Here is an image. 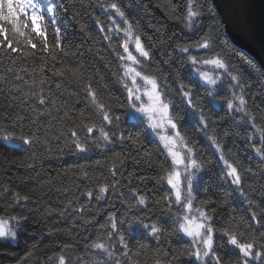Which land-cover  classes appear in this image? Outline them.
Returning a JSON list of instances; mask_svg holds the SVG:
<instances>
[{
	"label": "trees",
	"instance_id": "16d2710c",
	"mask_svg": "<svg viewBox=\"0 0 264 264\" xmlns=\"http://www.w3.org/2000/svg\"><path fill=\"white\" fill-rule=\"evenodd\" d=\"M59 2L67 9L57 12L60 48L55 47L54 26L47 16L42 24L46 29L44 36L31 32L30 24L21 28L24 36H14L11 25L0 21L6 29L0 40L7 36L13 41L11 48L17 49L12 52L6 40L0 45V217L27 218L19 221L21 231L15 243L0 239V264H59L60 256L65 258V264H116L117 261L119 264H155L161 253H167L164 258L167 260L176 256L174 264H202L186 254L181 255L193 247L192 239L178 231L185 209L175 203L173 190L166 181L157 183L159 176L164 174L158 166L163 164L171 170V159L149 132L143 117L137 116L135 120L127 117L128 94L119 79L124 75L123 62L117 55L124 54L120 45L126 37L123 33L108 31L109 17L114 12L107 6L113 2L125 11L133 24L134 34L141 36L145 48L150 51L151 61H144L138 69L157 77L165 99L175 105L171 112L179 119L181 134L189 146H195L194 158L204 165L194 181L193 211L201 208L213 217L214 244L222 264H237L239 250L228 245L221 235L223 229L229 228L230 221L236 224L237 220H244L232 229L240 242L255 238L258 245L264 243L261 239L264 219L260 224L251 220L253 210L257 215L264 210V156L256 151L257 148L264 149L261 139L264 134V120L261 119L264 115V67L260 60L230 41L213 0H196L202 14L194 18L192 28L186 27L183 19L187 0ZM173 5L179 20L170 18ZM97 19L104 25L103 31L96 23ZM23 20L24 17H20V21ZM81 25H84L83 29ZM105 36L111 39H105ZM205 37L210 38V49L194 47ZM26 38L37 47L33 49L26 43ZM45 41L47 52L44 51ZM177 45L188 46L189 52L179 51ZM25 52L29 55L25 56ZM53 52L55 59L51 56ZM216 54L240 77L246 100L244 111L233 112L227 108V101L233 99V91L237 96L241 92L240 88L233 90L227 74H223L224 82L214 97H208L209 86L199 80L188 59L196 56L200 60ZM196 67L210 74L223 73L212 65L198 64ZM57 69L65 75H55ZM69 70L83 73L79 82ZM89 77L99 99L112 105L110 114L119 115L121 119L118 126L105 125L110 135L115 133L110 142L106 144L99 131H95L87 139L88 150L79 152L72 144L69 129L75 128L84 140L87 133L78 127L80 114H84L86 123L100 122L84 86ZM42 78L45 82L40 84ZM57 83L61 85L59 89ZM180 83L193 87L196 100L209 119L207 129L202 128L198 112L186 111L179 94ZM37 88L44 89L43 94L48 97L46 103L41 105L31 96L27 103H22L23 93ZM52 99L56 101L55 106L49 102ZM49 111L51 115L40 116L35 124L29 123L30 118L35 119L39 113ZM65 111L68 117H64ZM245 112L256 116L255 126ZM18 114L26 117L22 128L11 126ZM8 132H13L16 138L5 141L3 136ZM61 132L67 135L59 140L51 138ZM30 133H35L41 141L48 138L49 145L34 143L29 146L18 139ZM121 133L125 137L123 141L118 138ZM213 135L221 138L225 156L239 165L242 187L254 201L252 207L227 175V168L211 143ZM28 163L35 167L27 168ZM114 182L118 183L113 188ZM105 183L110 185L108 192L103 199H97L98 186ZM250 187L254 191H249ZM88 190H92V198L86 195ZM14 193L28 196L29 200L21 199L17 203ZM141 195L145 197V205L138 204ZM166 196H171V202L164 199ZM206 200L210 203L205 206L202 202ZM69 201L71 207L61 216L60 211ZM110 217L116 222V229H112ZM151 223L161 227L159 239L143 227ZM240 232L244 235L240 236ZM120 234L125 237L126 248L120 243ZM93 241L104 243L112 256L91 248ZM141 244L147 247L142 249Z\"/></svg>",
	"mask_w": 264,
	"mask_h": 264
},
{
	"label": "snow or ice",
	"instance_id": "6c2138e0",
	"mask_svg": "<svg viewBox=\"0 0 264 264\" xmlns=\"http://www.w3.org/2000/svg\"><path fill=\"white\" fill-rule=\"evenodd\" d=\"M62 9L63 12H66L67 9L63 8V4L56 0H48L47 3L42 2V0H0V21L7 22L11 25V31L15 36L18 34L19 36H24L25 33L21 31L22 27H28L30 24L31 32L37 33L39 36L45 35L44 28L41 27L42 24L45 23V17H48V20L54 26V31L56 34V48L61 47V36H60V28L56 26L57 24V12ZM107 9L112 10L115 15H118L121 18L122 23L125 25L123 29L120 28L119 24H115L114 19L112 23L115 25V28H109L108 31H123L126 39L120 45L123 49L124 54L117 53L120 61L125 62L124 67V75L119 79L123 83L125 90L127 91V107L128 111V119L135 120L137 119L136 114H140L141 116L146 115L149 120V128L153 131L163 128L165 124L168 126L170 130H174V135H161L159 137L160 141L163 144V148L167 151V154L171 157L172 168L169 170L163 164L159 165L160 171L164 174L159 176L157 183H161L162 181H166L168 185L174 191L175 203L185 207L189 212L193 209V190H194V181L197 178V173L203 171L204 165L198 162L194 157L196 155L195 146H189L188 140L183 136L178 128L179 119L172 115L171 110L175 107L171 100L165 99V93L161 91L162 85L158 82L157 77L149 74H144L141 70H138L137 67L142 65L144 61H151L150 51L145 48L144 43L142 42V38L140 35H134V28L131 21L126 17L125 11L115 2L108 4ZM176 6L173 5V14H170V18L179 20L180 16L175 14ZM202 14L201 7L196 0H187V8L186 14L183 19L186 22L185 26L188 28H192L194 23V18L199 17ZM24 17L23 22L20 21V17ZM97 25L100 27L101 31L104 30V25L97 19ZM81 28H84V25H81ZM6 29L2 24H0V35L5 33ZM134 37L135 43V52L138 53L134 55L129 48V38ZM105 39H111L110 36H105ZM7 41L8 47L11 48L13 41L8 39L7 36L4 37L3 40H0V45H3ZM26 43L30 44L33 49L37 47L36 44L32 43L31 39L26 38ZM210 38L205 37L201 41L197 42L194 47L198 49H210L211 47ZM179 51L183 53L189 52V47L184 45H177ZM12 52H16V48H11ZM44 51H48V45L45 41L44 43ZM62 51V49H61ZM126 54V55H125ZM25 56L29 55L28 52L24 53ZM52 59H55V52L51 53ZM189 62L195 68L196 73L198 74L199 80L209 86V90H207L208 97H214L216 94L217 88L223 84V74H227V77L230 81V86L235 90L236 88H240V95H236L235 91H233V99H229L227 101V108L233 112H241L246 108V100L244 97V86L240 82V77L237 74H234L229 67V64L223 59L219 54L212 56L211 58H204L198 60L196 56H189ZM127 62H131L130 64ZM212 65L216 69L223 70L221 75L210 74L207 71H201L197 65ZM43 71V69H41ZM72 71V70H69ZM55 75H65V72L57 69L54 73ZM72 75L77 78V82H79L80 78L83 76V73L79 72V70L72 71ZM115 75V73H114ZM131 79V86L126 82V79ZM139 80H142L145 85L150 86V90L145 94L148 96V105L145 106L144 103L137 102L142 101L143 97L138 93L141 90V85L138 83ZM18 79H22L18 77ZM89 82L86 83L85 89L87 92V96L91 98L90 102L93 108L96 111V114L100 117V122H92L86 123L84 114L81 113L80 125L78 127L81 130L86 131L87 136L84 140H81L78 132L75 128L69 129L70 135L73 138L72 144L75 146V149L79 152H85L88 150L87 148V139L93 136L95 131H99L100 138L107 144L112 139V136H115L113 132L111 135L109 131L105 130V125H117L121 119L119 115L110 114L112 113V105L106 104L99 99L98 92L93 88L91 83V77L88 78ZM166 81V78H165ZM45 80L42 78L40 80V84H43ZM234 82V83H233ZM35 84L36 82L33 81ZM61 85L59 83L56 84V88H60ZM107 88V85L103 86ZM43 88H37L36 91L25 92L23 93L24 100L22 103H27L28 98L34 97L39 101V104L44 105L48 97L44 94ZM179 94L182 102L186 105V111L198 112L199 113V121L203 129H207L209 126V119L205 115L203 107L196 100V97L193 92V87L189 85H185L183 83L179 84ZM15 99H19L16 97ZM234 101H238V103H234ZM49 102L55 106L56 101L54 99L49 100ZM124 107V105H120ZM60 107H63L61 105ZM159 114L160 119L154 120L153 117ZM43 115H51V112H41L37 115L35 119H29L30 124H35L40 116ZM245 115L249 117L253 122V126H255L256 116L251 113L245 112ZM64 117H68V112H64ZM26 117L23 114H18L15 116L12 127H23V122ZM55 119V118H54ZM261 119L264 120V115L261 116ZM67 134L61 132L59 136H53L52 139L59 140L61 136H66ZM226 135V133H225ZM15 137L13 132H8L3 136L5 141H11ZM121 141L125 139L123 133L118 137ZM20 141L24 145L31 146L34 143H43L44 145H49L50 140L45 138L43 141L35 133H30L28 135H21L18 137ZM131 139V137H129ZM251 139V137H250ZM264 140V134L261 137ZM133 143H136L133 140ZM211 143L215 146L216 151L219 153V160L223 163V165L227 168V175L231 177V182L240 188V194L245 196L249 207H252L254 201L245 193L242 187V175L239 170V165L235 161H231L230 157H226L224 154V146L222 144V140L220 137L213 135L211 137ZM177 145L181 146L182 149H186V153L182 151L176 150ZM97 147L100 145L97 144ZM257 152L261 153L264 156V149L257 148ZM187 160V162H186ZM100 162L97 161V164ZM210 163V162H209ZM177 165H183V181L182 182V173L176 169ZM27 168H34L35 164L28 163L26 165ZM113 176H115V171H113ZM87 176V172L84 173ZM114 182L111 187H115ZM110 185L100 184L98 186V194L96 196L97 199H103L104 195L108 192ZM249 191H254L250 187ZM86 195L89 198L93 197L92 190H88ZM135 195V194H134ZM16 197V202L23 199L24 201L29 200L28 196L21 197L19 193H14ZM166 201L171 202V196H166L164 198ZM146 200L143 195L139 196L138 204L145 205ZM205 206L210 203V201L202 202ZM68 207H71V201L65 207V209L60 211V215L64 216L65 212H67ZM55 211V209H52ZM196 212L198 213V217H190L189 215H185L183 217V222L179 223L178 231L183 233L185 236L190 237L192 239L193 247L191 249L186 250V253H181V255L186 254L190 259H195L196 261L202 262V264H222V257L220 256L217 247L214 244V235L215 231L213 228V217L208 215L201 208H196ZM12 220H17L19 223L20 220H26V217H11ZM264 219V210H262L261 215H257V212L253 210L251 213V220L260 224L261 220ZM111 227L112 229H116L117 225L114 220L110 217ZM244 223L243 218L236 221V224H232L229 222V228H225L222 230V237L227 239V243L230 246H234L239 250L240 258L237 261V264H254V262H264V243L257 244L255 238H253L249 242H240L238 239V235L236 231L232 229L237 228L240 224ZM9 221L4 220L0 217V238H12L16 239L17 232L13 231L12 228L8 227ZM143 227L150 231V234L153 237L159 239L162 234V229L158 226L157 223L144 224ZM245 227H249V225L245 224ZM240 236H243L244 233L240 232ZM111 236V233H109ZM120 243L126 248L127 244L124 243L125 237L123 234H120ZM264 240V236L261 237ZM91 248L102 250L107 253L109 257L112 256V252L109 251L108 247L102 242L93 241L90 245ZM147 245L141 244L140 248L144 249ZM127 253H125L126 255ZM167 256V253H161L160 257L155 260V264H174V261L177 259L176 256L172 257V260L164 259ZM59 264H65V258L63 256L59 257ZM119 264V261L116 262Z\"/></svg>",
	"mask_w": 264,
	"mask_h": 264
},
{
	"label": "water",
	"instance_id": "95a60500",
	"mask_svg": "<svg viewBox=\"0 0 264 264\" xmlns=\"http://www.w3.org/2000/svg\"><path fill=\"white\" fill-rule=\"evenodd\" d=\"M227 36L264 67V0H213Z\"/></svg>",
	"mask_w": 264,
	"mask_h": 264
},
{
	"label": "rangeland",
	"instance_id": "374dc122",
	"mask_svg": "<svg viewBox=\"0 0 264 264\" xmlns=\"http://www.w3.org/2000/svg\"><path fill=\"white\" fill-rule=\"evenodd\" d=\"M42 2L47 3L48 0H42ZM53 2H56V0H53ZM113 19L115 21V24H119L120 25V28L121 29H123L125 27V25L121 21V18L118 15H115V13H113V16L109 17L108 29L109 28H113V29L115 28V25L112 23V20ZM41 27H42V25H41ZM111 33H115V34L116 33H123L124 34L123 31H115V30H113ZM124 36H125V34H124ZM129 48H130V51H132L134 55H137L138 56V53L135 52L134 37L133 38H129ZM124 63L125 62H123V65H124ZM127 63L130 64L131 62H127ZM135 67H137V69H138V66H135ZM123 69H124V67H123ZM127 80H128V84L131 86V79H130V77L127 78ZM138 83L141 85V90H140V92L138 94L141 95L143 97V99H142V101L137 102V104L139 105L140 103H144L145 106H147L148 103H149V101H148V96L145 93L150 90V86L145 85L142 80H139V78H138ZM128 111H129V109H128ZM128 111H127V117H128ZM136 115L144 118V121L146 123L147 129L159 141V143L162 145V147H163V144L160 141L159 137L161 135H174V130H170L166 124H165V126L163 128H160V129H157V130L153 131L152 129L149 128V120H148V117L146 115H144V116H141L140 114H136ZM153 119L154 120H159L160 119L159 114H157L156 116H154ZM176 150L182 151V152H185L186 153V149H182L181 146H179V145H177ZM166 153H167V151H166ZM169 158L171 159L170 156H169ZM186 162H187V160H186ZM176 169L182 173V182H184L183 181V169H184V166L183 165H177L176 166ZM199 173H197V175ZM173 193H174V191H173ZM184 209H185V212H184V214L182 216L181 222H183V217L185 215H189L190 217H198V213L194 212L193 209L190 212L185 207H184ZM3 219L6 220V221H9L8 227L12 228L13 231H16L17 234L21 231L20 223H18L17 220H12L10 218H3ZM188 238H190V237H188ZM0 239L1 240H4V241H8L10 243H15L16 240H17V237H16V239H12V238H0Z\"/></svg>",
	"mask_w": 264,
	"mask_h": 264
},
{
	"label": "bare ground",
	"instance_id": "6f19581e",
	"mask_svg": "<svg viewBox=\"0 0 264 264\" xmlns=\"http://www.w3.org/2000/svg\"><path fill=\"white\" fill-rule=\"evenodd\" d=\"M166 152V151H165Z\"/></svg>",
	"mask_w": 264,
	"mask_h": 264
}]
</instances>
